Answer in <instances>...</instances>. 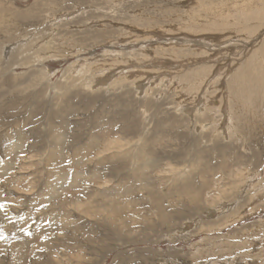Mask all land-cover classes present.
I'll list each match as a JSON object with an SVG mask.
<instances>
[{"label": "rangeland", "instance_id": "obj_1", "mask_svg": "<svg viewBox=\"0 0 264 264\" xmlns=\"http://www.w3.org/2000/svg\"><path fill=\"white\" fill-rule=\"evenodd\" d=\"M0 264H264V0H0Z\"/></svg>", "mask_w": 264, "mask_h": 264}, {"label": "bare ground", "instance_id": "obj_2", "mask_svg": "<svg viewBox=\"0 0 264 264\" xmlns=\"http://www.w3.org/2000/svg\"><path fill=\"white\" fill-rule=\"evenodd\" d=\"M242 1V0H241ZM241 3V2H240ZM232 11V10H231ZM188 23V22H187ZM194 23H196V22H194ZM199 23V22H198ZM197 24V23H196ZM254 55V54H253ZM255 58V57H254ZM255 60V59H254ZM185 78V77H184ZM189 83V82H188ZM192 84V83H191ZM194 84V83H193ZM197 84H199V83H197ZM190 85V84H189ZM192 88V87H191ZM194 89V88H193ZM235 243V242H234Z\"/></svg>", "mask_w": 264, "mask_h": 264}]
</instances>
